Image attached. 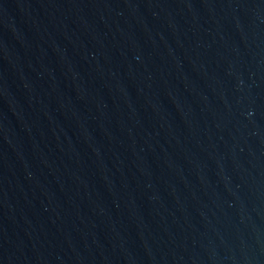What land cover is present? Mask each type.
I'll use <instances>...</instances> for the list:
<instances>
[{"label":"water","instance_id":"95a60500","mask_svg":"<svg viewBox=\"0 0 264 264\" xmlns=\"http://www.w3.org/2000/svg\"><path fill=\"white\" fill-rule=\"evenodd\" d=\"M0 264H264V0H0Z\"/></svg>","mask_w":264,"mask_h":264}]
</instances>
